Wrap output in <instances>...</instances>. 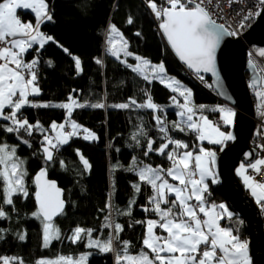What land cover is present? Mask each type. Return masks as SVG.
Segmentation results:
<instances>
[{
	"label": "trees",
	"instance_id": "trees-1",
	"mask_svg": "<svg viewBox=\"0 0 264 264\" xmlns=\"http://www.w3.org/2000/svg\"><path fill=\"white\" fill-rule=\"evenodd\" d=\"M146 2L148 0H47L53 21L42 24L41 31L53 37V40L46 42L43 48L33 47L24 55L26 60H39L37 83L41 91L34 98L41 102H63L71 95L87 105L103 103L106 107L75 108L70 119L95 132L98 139L85 140V133L80 130V134L71 138L67 145L54 151L51 162H45L41 141L44 135L50 134L52 122H63L67 118L66 109L56 106L22 108L18 116L26 118L31 124L39 122L46 130L41 132L34 129L30 136L24 130L18 134L6 132L4 127L11 122L3 118L0 120L3 126L0 127V144L16 147V155L24 161L27 173L24 180L28 191L27 197L14 194L13 204H5V182L0 177V207L6 213L5 217H0V230H3L0 232L3 237L0 239V258L15 257V264H20L21 260L23 264H37L43 258L65 255L77 258L82 253L91 252L93 254L87 264H115V253H99L95 248L90 249L86 247L87 239L77 243L69 239L77 227L92 229V237L107 239L110 234H114V229L104 227L105 217L123 226L119 233L120 240L114 241V247L120 250L123 247L121 242L128 241L129 253L137 254L143 247L146 226L135 221L158 219V216L143 210L145 205L151 207L148 197L153 195V190L150 185L139 181L137 172L128 171L133 158L140 167L152 165L167 170L171 167L167 154L175 145L169 144L164 154L156 150L167 143L166 137L174 136L175 140L188 144V149L178 151L196 153L200 147L219 150L223 145L199 141L198 134L187 129L184 123H181L184 131L174 127V123L179 122L173 97L177 99L180 96L156 79L145 80L141 73L108 52L107 31L110 25H115L132 52L153 63L162 62L168 74L190 87L196 104L216 106L222 103L214 94L215 90L208 79L202 76L208 85L207 88L202 87L176 59L157 28ZM155 2L161 5L163 1ZM17 14L24 22H35L31 10H18ZM130 17L132 23H128ZM75 57L80 59L83 71L76 69ZM148 96L160 106L159 109L112 107L128 103L130 99H134L137 104H144ZM179 101L182 103L183 100ZM9 111L10 108L6 107L5 114ZM207 113L213 120L220 115L217 110H208ZM156 117H160L164 124H158ZM219 126L227 134L231 128L224 123H219ZM161 127H166L167 133L162 132ZM149 141L153 142L152 151H148ZM145 152L148 154L145 155ZM81 154L88 160L90 169L83 164ZM117 164L123 167L114 171L113 166ZM41 168H46L49 178L65 190L67 200L65 211L55 221L60 229V239L52 241L48 247H44L43 243V219L33 215L38 211L35 177ZM215 177L217 182H213L212 178L207 180L209 188L205 195L208 203L227 204L216 173ZM136 183L141 185L139 193H135L132 187ZM133 198L136 202L131 205V215L120 214L128 212L129 201ZM173 198L169 196L170 201ZM108 204L112 207H106ZM261 205L264 210V204ZM230 211L233 213L232 220L225 218L221 221L222 226H232L235 234L248 243L250 234L244 219ZM157 231L162 230L157 228ZM20 233L26 235L24 240L18 238Z\"/></svg>",
	"mask_w": 264,
	"mask_h": 264
},
{
	"label": "snow or ice",
	"instance_id": "snow-or-ice-1",
	"mask_svg": "<svg viewBox=\"0 0 264 264\" xmlns=\"http://www.w3.org/2000/svg\"><path fill=\"white\" fill-rule=\"evenodd\" d=\"M166 7L158 6L155 0H148V5L157 18L162 19L160 27L167 34L172 47L179 53L181 59L185 60L190 67L199 71H213L215 66V51L219 43V36L214 31L215 22L211 19V13L207 7L212 0H165ZM259 6H264V0H258ZM17 10H31L35 15V24L28 21L24 22L17 14ZM259 15V11L255 13ZM53 21V16L49 10L47 0H0V118L10 121L9 126L4 127L8 133H19L24 130L29 136L34 129L41 132L46 130L39 122L31 124L26 118H21L18 113L25 106L30 107H52L49 103H36L29 100L30 96H38L40 88L38 86L37 66L38 58L25 62L24 54L34 45L38 44L43 48L45 43L53 40L40 31V26L45 22ZM128 23H132L131 17ZM234 34V33H230ZM139 35V33H137ZM120 42L119 48L117 42ZM110 51L112 55L119 57L123 52L125 56L132 55L127 51L128 42L123 38L122 33L115 25L109 26ZM68 52L67 49H64ZM70 54V53H69ZM260 55L264 56V50H260ZM140 61L134 68V71L144 73L145 69L150 67L152 79L159 80L179 92L185 98V104L181 105L182 111L179 113L187 129L198 134L199 141H209L213 144H221L225 139L231 140V134L220 131L219 125L214 124L204 115H200L199 121H195L193 116L196 112V106L190 100L191 90L181 91L179 82L166 75L164 64H151V62L142 57H136ZM75 67L78 71H83L81 61L78 57L74 58ZM100 63V61H97ZM51 63V62H49ZM129 67H132L129 65ZM148 80L149 76L144 75ZM255 84V82H254ZM175 85V86H174ZM175 100V97H173ZM68 103H61L57 107L67 110V119L63 123L52 122L51 131L55 136L44 135L42 143V153L45 162H51L54 159V151L59 147L67 145L71 138L80 134L82 128L75 120H71L75 108L91 106L94 108L106 107L103 103L86 105L78 103L70 95ZM132 106L139 108H148L157 110L159 105L152 102L151 96H148L147 102L137 104L134 99L128 103L112 105L119 109H128ZM10 108L9 113L5 114V108ZM205 106L200 105L199 108ZM221 112L224 123L232 124L235 113L231 109H218ZM157 123L164 124L160 117H156ZM66 124H70L71 130L66 131ZM174 127L180 131L185 128L180 123H174ZM0 127H3L0 125ZM162 132L167 133L166 127H161ZM83 139L96 141L98 136L86 128L83 129ZM136 139V136H133ZM167 143H163L157 151L165 153L169 144H174L175 148L167 154L171 161V167L167 170L150 165L140 167L133 158V164L128 171L137 172L139 181L151 186L153 195L148 197L151 205L143 207L145 212H153L158 219H148L146 221H135L137 224L146 226L145 235L142 240L143 247L133 255L129 253V242L122 241L123 247L117 250L114 247V241H119V233L123 226L115 223L110 217H105L104 227L113 228L114 234H110L107 239H92V229L77 227L73 230L69 239L73 243L87 239L86 247L95 248L99 253H115V264H251L248 256V244L242 241L235 234L232 226H221V221L227 218L229 221L233 218V213L227 209L224 204L208 203L207 196L209 185L206 182L209 177L213 182L216 181L215 172L210 164L214 162L215 153L203 147L194 154L193 151H178L179 149H188V144L179 140H172L166 137ZM28 144L27 140L23 141ZM152 141L148 142V151H152ZM118 151V149H117ZM79 153V150H77ZM148 153L145 152V155ZM80 159L86 168L91 165L84 159L82 154ZM22 161L16 155V147L8 144H0V177L4 184V203L13 204V195L22 194L28 196L25 187L24 177L27 174ZM63 166V161H61ZM264 159H258L255 163L247 165L257 173L262 171ZM123 167L114 165L113 170ZM244 177V182L252 190V194L257 198V202L264 204V181H258L253 176L247 175V168L242 163L238 170ZM167 177H171L177 184L170 183ZM35 183L38 190L35 193L36 200L39 202V209L33 213L34 216L42 218L44 221L43 241L44 247H48L53 240L60 239L59 229L53 230L51 221L58 214H62L65 201L61 199L62 189L57 187L55 181L47 179V169L41 168L35 177ZM115 187L113 182V188ZM135 193L141 190L140 183L133 184ZM169 195L174 198L170 201ZM195 201V203H193ZM135 198L129 201V210L126 213L131 215V205L135 204ZM165 205L166 207H162ZM170 205V206H168ZM106 207L111 208L110 204ZM203 214V218L201 216ZM6 213L0 207V217H5ZM242 223V221H241ZM161 229L157 234L156 229ZM3 230H0L2 232ZM3 237L0 236V239ZM20 240H24L26 235L18 234ZM93 253L87 252L81 254L78 259L59 256L55 260L41 259L37 264H87L88 258ZM3 264H10V258L2 257ZM13 257L11 260L15 261ZM23 264V261H20Z\"/></svg>",
	"mask_w": 264,
	"mask_h": 264
},
{
	"label": "water",
	"instance_id": "water-1",
	"mask_svg": "<svg viewBox=\"0 0 264 264\" xmlns=\"http://www.w3.org/2000/svg\"><path fill=\"white\" fill-rule=\"evenodd\" d=\"M159 31L176 59L191 72L208 79L219 97L236 109L235 122L229 131L233 139L228 140L219 150H210L215 153L212 166L229 208L244 219L250 234L248 251L251 263L264 264V212L237 174V167L241 162L251 164L257 159V150L252 146L251 140L256 129L254 117L256 110L261 108L262 96L259 91L252 90L260 86V74L248 57V47H264V6L242 37H234L224 25L215 22L214 31L219 36V43L215 51L213 71H204L203 68L197 71L190 67L172 47L161 27ZM47 179L54 181L49 178L48 171ZM56 185L62 189L57 182ZM36 189L38 190L37 185ZM61 199L65 201L64 212L67 200L63 189ZM36 202L39 209V202ZM60 215L54 216L52 221H56Z\"/></svg>",
	"mask_w": 264,
	"mask_h": 264
},
{
	"label": "built area",
	"instance_id": "built-area-1",
	"mask_svg": "<svg viewBox=\"0 0 264 264\" xmlns=\"http://www.w3.org/2000/svg\"><path fill=\"white\" fill-rule=\"evenodd\" d=\"M162 1L161 5L166 7L165 0ZM146 4L154 17L157 28L160 30L162 19L155 16L148 2H146ZM158 6L160 5L158 4ZM207 7L213 21L224 25L231 33H234L232 34L234 37H242L249 23L254 21L257 16L255 13L257 11L260 13L263 6L258 5V0H212V3L208 4ZM260 50H264V47H248V57L252 62L254 61L253 63L260 74V86L257 89L262 96L261 108L256 110V115L254 117L257 127L254 132L252 144L257 150V158L264 159V56L260 55ZM185 69L202 87H208L206 81L200 75L192 73L186 67ZM214 94L220 102H223L216 91H214ZM171 139L175 140V137L172 136ZM250 173V176H253L256 180L264 181V166H262V171L260 173H257L254 169H252ZM201 216L203 217V215Z\"/></svg>",
	"mask_w": 264,
	"mask_h": 264
},
{
	"label": "rangeland",
	"instance_id": "rangeland-1",
	"mask_svg": "<svg viewBox=\"0 0 264 264\" xmlns=\"http://www.w3.org/2000/svg\"><path fill=\"white\" fill-rule=\"evenodd\" d=\"M157 3V2H156ZM28 22V21H27ZM31 22H33V21H31ZM33 24H35V22H33ZM250 25V24H249ZM117 28V27H116ZM118 29V28H117ZM119 30V29H118ZM119 32L121 33V31L119 30ZM123 35V34H122ZM123 38L125 39V37L123 36ZM108 40H109V28H108V31H107V48H108V52L110 53V54H112L111 53V51H110V45H109V43H108ZM119 46H120V42L118 41L117 42V47L119 48ZM127 51L128 52H130V53H132V55H129V56H125V54L123 53V52H121L120 53V55H119V57H117V58H119V59H121L122 61H124L125 63H127V64H129V65H131L132 66V68L134 69L135 68V66L137 65V64H139L140 63V61L139 60H137L136 59V57H142L141 55H139V54H136V53H134V52H132L130 49H129V44H128V47H127ZM142 58H144V57H142ZM133 59H135V60H133ZM146 59V58H145ZM24 60H25V62H30L32 59H30V60H26L25 58H24ZM148 60V59H147ZM151 62V61H150ZM254 62V61H253ZM151 64H153V65H155V64H159V63H153V62H151ZM140 73V72H139ZM188 73V72H187ZM193 73V72H192ZM143 76L145 75V74H147L148 76H149V80H153L152 79V72H151V68L150 67H148V68H146L145 69V72L144 73H141ZM189 74V73H188ZM166 75L168 76V77H171V78H174V80L175 81H178L179 82V87L181 88V91H183V90H185L186 88H188L187 86H186V84L185 83H183L182 81H180L179 79H177L176 77H174V76H172V75H170V74H168L167 72H166ZM191 76V75H190ZM192 77V76H191ZM202 77V76H201ZM192 78H194V77H192ZM195 79V78H194ZM196 80V79H195ZM159 81V80H158ZM164 84V83H163ZM164 85H166V84H164ZM175 86V85H174ZM169 88V87H168ZM190 88V87H189ZM188 88V89H189ZM170 90H172V88H169ZM189 90H191V88L189 89ZM253 91H255V90H257V91H259L257 88H255V89H252ZM173 91V90H172ZM179 96H180V98H178L177 97V99H175V101H174V106L177 108V113H178V122L180 123V125H181V123L183 124V121H182V118L180 117V115H179V113L183 110L182 109V107H181V105H184L185 104V98L183 97V96H181L180 95V93L179 92H176ZM260 93V92H259ZM193 96V91L191 90V96H190V100L192 101V104H194L195 106H196V112H195V115L193 116V119L195 120V121H199V118H200V115L202 114V115H204V116H206L207 118H208V120H210V121H212L214 124H216V125H219V123H224L223 122V120H222V113L220 112V115L218 116V118L216 119V120H213L211 117H209V115H208V113H207V111L208 110H217L218 111V109H220V108H224V109H231L234 113H235V116L233 117V123L232 124H227V123H224V125H226V126H233V124H234V122H235V118H236V109L234 108V106L233 105H231L230 103H228V102H226V101H224L223 99V102L222 103H220L219 105L217 104L216 106H210V105H207V104H200V105H203V106H205L204 108H199V106L200 105H198V104H196L195 103V101H194V98L192 97ZM35 96H30L29 97V100H31V101H33V102H36V103H49V102H41V101H37L35 98H34ZM74 99V98H73ZM74 100H76L77 101V99H74ZM179 100H183L182 101V103L179 101ZM69 101L67 100V101H63V102H51V104L53 105V106H56V105H59V104H61V103H68ZM78 103H81V104H86L87 105V103H85V102H79V101H77ZM25 107H30V106H25ZM57 107V106H56ZM68 118V117H67ZM66 118V119H67ZM2 118H0V120H1ZM65 119V120H66ZM65 120L63 121V122H65ZM72 120V119H71ZM63 122H56L57 124H59V123H63ZM80 125V124H79ZM257 125V124H256ZM82 126V125H81ZM220 127V126H219ZM257 127V126H256ZM84 128H86V129H88V130H90L89 128H87V127H85V126H82V128L80 129V130H83ZM65 130L66 131H70L71 130V127H70V124H66V126H65ZM91 131V130H90ZM220 131H222V132H224V133H226L225 131H224V129L222 128V127H220ZM230 131V130H229ZM50 133H52V134H49V136H52V137H54L55 136V132H53V131H49ZM86 134V133H85ZM227 134V133H226ZM228 134H229V132H228ZM254 138V134H253V137H252V139ZM205 141H207V140H205ZM207 142H209V141H207ZM228 143V140L227 139H225L224 141H223V143H221V144H227ZM253 143V142H252ZM4 144V143H3ZM213 144V143H212ZM221 144H216V145H221ZM9 145V144H8ZM222 145V146H223ZM9 146H11V145H9ZM252 146H253V144H252ZM214 150H218V149H215V148H213ZM220 149V148H219ZM21 159V158H20ZM258 159H261V158H257L256 160H258ZM22 160V159H21ZM255 160V161H256ZM255 161L253 162V163H255ZM243 162H241L240 164H239V166L237 167V174H238V176L242 179V183H243V185L245 186V188L249 191V193H250V195L257 201V198L252 194V190L249 188V187H247V185L245 184V182H244V177L242 176V175H240V172L238 171L239 169H240V165L242 164ZM244 165H245V167L247 168V172H246V174L247 175H250L251 173H250V171L252 170V168H248L247 167V165H249V164H245V163H243ZM146 166V165H145ZM150 166H152V165H150ZM23 167H24V165H23ZM153 168H156L155 166H152ZM210 167H212L213 168V166H212V163L210 164ZM161 168V167H160ZM24 169H25V167H24ZM251 169V170H250ZM250 170V171H249ZM165 178H167L168 180H169V182L170 183H173V184H177L178 182H176V181H174V180H170L168 177H165ZM169 196H172V195H169ZM221 204H224V205H226L227 206V209L230 211V209H229V206L226 204V203H221ZM162 207H163V205H162ZM261 208H262V206H261ZM231 212V211H230ZM203 218V217H202ZM151 219H156V218H151ZM51 223V225H52V228H53V230H55V229H59V227H58V225L56 224V222L55 221H52V222H50ZM44 228V221H42V229ZM81 228H83V227H81ZM156 231H157V229H156ZM59 233H60V229H59ZM161 233V231L160 232H158L157 231V234H160ZM92 239H99V240H102V239H100V238H96V237H92ZM54 241V240H53ZM43 243H44V241H43ZM52 243V242H51ZM85 253H87V252H85ZM82 254H84V253H82ZM248 255H249V258H250V254H249V251H248ZM64 257H71V258H73V259H78L79 257H77V258H75V257H73V256H68V255H65ZM58 257H55V258H43V259H48V260H55V259H57ZM17 260V259H16ZM15 260V261H16ZM41 260V259H40ZM88 260H89V258H88ZM250 261H251V258H250ZM3 262V260L1 259L0 260V263H2ZM10 262H12V263H14V261L13 260H11L10 259ZM88 263V262H87ZM252 264V263H251Z\"/></svg>",
	"mask_w": 264,
	"mask_h": 264
},
{
	"label": "crops",
	"instance_id": "crops-1",
	"mask_svg": "<svg viewBox=\"0 0 264 264\" xmlns=\"http://www.w3.org/2000/svg\"><path fill=\"white\" fill-rule=\"evenodd\" d=\"M18 11V10H17ZM40 31H41V26H40ZM42 32V31H41ZM35 46H39L38 44H36V45H34V47ZM25 55V54H24ZM187 86V85H186ZM188 87V86H187ZM189 88V87H188ZM188 88H186V89H188ZM190 89V88H189ZM193 97V96H192ZM195 154V153H194ZM166 177V176H165ZM170 180H173L171 177H168ZM211 177H209L208 179H210ZM207 179V180H208ZM177 182V181H176ZM207 182V181H206ZM193 203H195V201H193ZM201 215H203V214H201ZM221 226H222V224H221ZM248 244V243H247ZM249 256V255H248Z\"/></svg>",
	"mask_w": 264,
	"mask_h": 264
}]
</instances>
